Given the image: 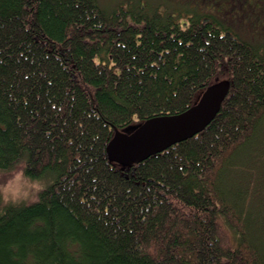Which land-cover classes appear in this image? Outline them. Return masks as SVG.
I'll return each instance as SVG.
<instances>
[{
    "label": "trees",
    "instance_id": "16d2710c",
    "mask_svg": "<svg viewBox=\"0 0 264 264\" xmlns=\"http://www.w3.org/2000/svg\"><path fill=\"white\" fill-rule=\"evenodd\" d=\"M161 1L0 0V168L54 177L0 213V264H264V0L244 4L255 33L217 2ZM221 80L203 131L109 160L116 131Z\"/></svg>",
    "mask_w": 264,
    "mask_h": 264
},
{
    "label": "water",
    "instance_id": "95a60500",
    "mask_svg": "<svg viewBox=\"0 0 264 264\" xmlns=\"http://www.w3.org/2000/svg\"><path fill=\"white\" fill-rule=\"evenodd\" d=\"M230 88L228 80L218 81L208 86L197 103L181 114L152 117L132 132L116 131L107 145V157L122 166H130L193 137L216 117Z\"/></svg>",
    "mask_w": 264,
    "mask_h": 264
},
{
    "label": "clouds",
    "instance_id": "9594fccd",
    "mask_svg": "<svg viewBox=\"0 0 264 264\" xmlns=\"http://www.w3.org/2000/svg\"><path fill=\"white\" fill-rule=\"evenodd\" d=\"M54 183V177L32 175L26 158L0 168V213L20 210L40 201Z\"/></svg>",
    "mask_w": 264,
    "mask_h": 264
},
{
    "label": "rangeland",
    "instance_id": "374dc122",
    "mask_svg": "<svg viewBox=\"0 0 264 264\" xmlns=\"http://www.w3.org/2000/svg\"><path fill=\"white\" fill-rule=\"evenodd\" d=\"M161 2L167 3L168 5H171V6H178V7H181V8H185V7L186 8L187 7L194 8L193 0H162ZM212 2H217V6L215 7V12H218L221 16L226 18L227 21L233 20V18L229 17V16H233L234 15V18H237V20H238L237 22L239 24H241V23L243 24V28H242L243 31H246L247 28H248V32L250 30H252L254 33H255L254 30H258L259 31L258 27H255V28L251 29L252 24H253L251 18L254 21H255V18L251 17V16L248 17V16L243 15L244 4L248 2L247 0H243V1L240 0L241 3H239V1L236 2L235 0H211V3ZM252 4H254V3H252ZM195 5L198 6L199 4H195ZM211 7H212L211 5L205 6L206 9H211ZM201 8H202V10H205V9H203L204 5L203 6L201 5ZM225 13L227 15H229V16H226ZM241 16H242V18L238 19ZM232 24H234V23H232ZM262 27H264V24H263ZM251 33L252 32H250L249 34H251ZM258 35H263V33L262 34H258Z\"/></svg>",
    "mask_w": 264,
    "mask_h": 264
}]
</instances>
